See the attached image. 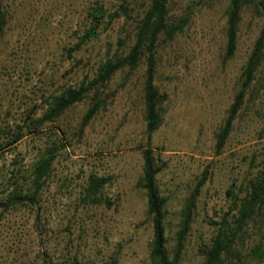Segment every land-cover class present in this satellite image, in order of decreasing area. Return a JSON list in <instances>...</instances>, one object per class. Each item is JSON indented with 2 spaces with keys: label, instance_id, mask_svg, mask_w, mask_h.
I'll return each mask as SVG.
<instances>
[{
  "label": "rangeland",
  "instance_id": "374dc122",
  "mask_svg": "<svg viewBox=\"0 0 264 264\" xmlns=\"http://www.w3.org/2000/svg\"><path fill=\"white\" fill-rule=\"evenodd\" d=\"M194 1L189 25L160 50L155 82L168 100L164 122L149 140L144 63L111 79L106 104L86 127L82 122L90 97L35 131L30 120L43 114L52 94L93 77L108 50L115 52L124 16L71 56L67 49L80 41L91 6L103 2L112 13L123 0H0V7L10 11L0 40V200L21 185L28 187L42 152L58 147L37 206H0V264H150L152 223L145 191L137 184L149 142L161 166L159 190L167 198L169 251L190 195L209 172L179 263L202 264L203 250L230 210L228 187L264 168V64L255 99L246 102L223 150L216 148V134L263 20L250 8L244 10L237 53L225 62L228 0ZM189 2L173 0V9L179 12ZM144 7L135 3L134 14ZM19 126L23 138L6 145ZM91 174L108 178L101 204L83 200Z\"/></svg>",
  "mask_w": 264,
  "mask_h": 264
},
{
  "label": "trees",
  "instance_id": "16d2710c",
  "mask_svg": "<svg viewBox=\"0 0 264 264\" xmlns=\"http://www.w3.org/2000/svg\"><path fill=\"white\" fill-rule=\"evenodd\" d=\"M172 1L123 0L118 9L112 13L108 12L103 2H96L91 6L87 12L88 26L80 41L74 47L67 49L69 55L81 50L88 41L98 39L117 17L124 16L125 23L122 27V36L117 41V49L113 53L111 48L108 50V55L99 64L93 77H86L78 84L65 86L60 92L52 94L46 100L43 114L39 117L30 116L33 131L46 123L56 121L70 107L90 97L91 103L82 122V128L86 127L106 104L105 93L111 79L120 70L128 69L134 72L144 63V119L151 140L152 135L164 122V104L168 100V95L162 93L155 82L160 50L184 32L196 12L194 0H190L179 12L173 9ZM135 3L145 5L136 14H134ZM246 8H250L256 16L262 18L263 23L241 69L237 91L228 114L216 134L218 152H221L227 144L235 121L246 102L255 99L257 75L264 64V0H228L223 59L227 62L237 53L241 22ZM9 22V9L0 7V40L4 38ZM23 136V129L19 126L16 136L14 137L13 130L11 139L6 145L20 141ZM57 149V146H50L42 152L30 173L31 180L28 187L21 185L11 191L4 200H0V206H3L4 210L26 203H30L33 207L37 206L40 192L51 173ZM142 155L143 173L137 184L145 191L147 216L152 223L150 264H179L191 228L192 211L209 172L206 170L190 195L184 209L182 226L177 233L175 244L169 251L165 214L167 198L161 194L158 186L161 166L156 161L150 142L143 149ZM107 183L108 178L91 174L84 187V202L101 204ZM227 194L231 201L230 210L219 222L214 235L203 250L202 264L262 262L264 260V168L258 169L246 179L234 180L228 187ZM106 203L112 205L111 201Z\"/></svg>",
  "mask_w": 264,
  "mask_h": 264
}]
</instances>
